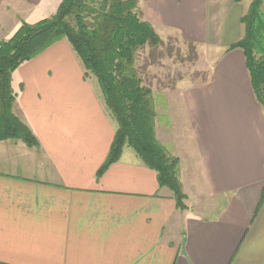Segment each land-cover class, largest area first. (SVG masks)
I'll return each mask as SVG.
<instances>
[{"label":"crops","instance_id":"1","mask_svg":"<svg viewBox=\"0 0 264 264\" xmlns=\"http://www.w3.org/2000/svg\"><path fill=\"white\" fill-rule=\"evenodd\" d=\"M61 1L0 0L2 40L50 18ZM139 8L157 34L218 57L210 81L158 100L168 116L157 114L154 130L179 160L186 209L130 148L96 178L116 124L60 41L12 75L14 113L39 148L0 142V264H264V112L242 52H227L242 37L244 9L234 0ZM210 200L218 213L207 212Z\"/></svg>","mask_w":264,"mask_h":264},{"label":"trees","instance_id":"2","mask_svg":"<svg viewBox=\"0 0 264 264\" xmlns=\"http://www.w3.org/2000/svg\"><path fill=\"white\" fill-rule=\"evenodd\" d=\"M139 1L62 0L50 18L22 23L9 39L0 40V142L21 141L28 148H39L29 127L14 113L12 75L22 64L66 41L84 69V78L92 76L96 80L116 124L108 156L96 178L128 147L156 173L159 186L172 192L177 209L185 210L179 160L155 138L152 91L142 84L135 69L139 50L160 44L152 25L144 19ZM263 3L264 0H250L240 19L242 37L227 52H242L254 99L264 112Z\"/></svg>","mask_w":264,"mask_h":264},{"label":"rangeland","instance_id":"3","mask_svg":"<svg viewBox=\"0 0 264 264\" xmlns=\"http://www.w3.org/2000/svg\"><path fill=\"white\" fill-rule=\"evenodd\" d=\"M249 3L250 0H242L237 4L244 9L245 13ZM262 12L264 14V3ZM157 35L160 39V44L155 48L146 46L139 50L135 62V69L142 84L151 88L154 99L155 120L160 119V115L157 116L159 113H163L162 117L166 115L163 119H167L166 117L168 116V113H166L168 112V107L159 104L160 95L163 99H175L178 96V92H182V88L187 89L210 81L212 69L218 61V57L214 56L210 48L185 41L176 33H161ZM2 38L0 36V40ZM85 80L98 86L92 76H88ZM157 108L158 110L156 111ZM161 110L163 112H160ZM178 115H181V111ZM181 117L182 115L176 119L181 122ZM155 138L162 144L156 137V133ZM169 155L171 154L169 153ZM178 176L180 182V171ZM189 204L193 206V203ZM206 204H208V207H212V210L207 211L210 214H216L220 210L219 202L210 200Z\"/></svg>","mask_w":264,"mask_h":264}]
</instances>
